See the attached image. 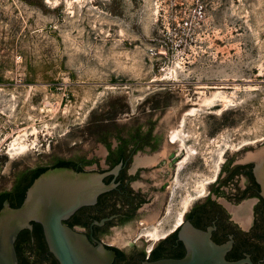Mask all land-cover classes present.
Masks as SVG:
<instances>
[{"label": "rangeland", "instance_id": "1", "mask_svg": "<svg viewBox=\"0 0 264 264\" xmlns=\"http://www.w3.org/2000/svg\"><path fill=\"white\" fill-rule=\"evenodd\" d=\"M217 91L233 102L189 112ZM177 128L189 155L170 139ZM0 130L8 145L24 132L30 142L25 154L0 153V192L41 163L102 160L143 137L156 142L135 152L141 157L184 149L170 213L157 224L166 233L183 205L224 181L228 162L264 150V0H0ZM162 202L141 218H156ZM150 227L111 226L108 243L125 246L137 230L150 237ZM46 253L32 245L22 256L51 264Z\"/></svg>", "mask_w": 264, "mask_h": 264}, {"label": "flooded vegetation", "instance_id": "2", "mask_svg": "<svg viewBox=\"0 0 264 264\" xmlns=\"http://www.w3.org/2000/svg\"><path fill=\"white\" fill-rule=\"evenodd\" d=\"M155 142V138L143 137L135 139L129 149L123 146L117 150L107 149L102 160L95 157L53 159L24 170L9 190L0 192V209L5 202L12 208L20 206L29 187L47 170L58 168L97 174L100 183L109 188L97 193L91 202L79 206L62 223L80 233L92 245L101 244L110 264H146L162 259H181L187 254V248L180 239V232L186 227L203 232L210 229V239L215 244H229L224 254L227 261L248 259L251 264H264V198L250 160L232 165L228 162L222 176L224 181L215 182V188L208 191L203 202H192L184 210L181 222L164 235L154 239L145 234L138 235L137 230L125 246L108 243L107 233L111 226L134 221L141 230L152 222L162 221L167 212L170 186L176 172L177 175L179 173L177 165L184 156V149L178 152L174 145L171 150L167 149L166 155L141 157L142 152L136 154L144 145L151 148ZM167 143L173 144L168 137ZM155 156H158L155 162L146 159ZM145 169L151 170V176L142 174ZM49 181L44 180L46 184ZM223 182H230L227 191L221 185ZM155 191L163 193L159 195L163 197L161 209L156 218L151 215L153 219L144 220L141 218L143 214L155 210L153 204L159 197L153 199ZM217 196H224V199L217 200ZM29 223L31 227L21 229L15 240L18 264H32L22 256L23 249L32 245L44 247L51 264H58L48 251L42 224L36 220ZM168 223L163 224V229L169 227Z\"/></svg>", "mask_w": 264, "mask_h": 264}, {"label": "water", "instance_id": "3", "mask_svg": "<svg viewBox=\"0 0 264 264\" xmlns=\"http://www.w3.org/2000/svg\"><path fill=\"white\" fill-rule=\"evenodd\" d=\"M251 157L253 172L264 198V150ZM45 179H50L49 183L46 184ZM107 188L109 186L100 183L97 174L58 168L45 171L29 187L20 206L12 208L5 202L0 209V264H18L15 240L21 229L31 227V220L42 224L48 251L58 264H110L101 244L92 245L80 233L62 223L70 213L91 202L97 193ZM180 239L187 248L183 258L146 264H251L248 259L227 261L224 254L229 244H215L210 239V229L203 232L186 227L181 230Z\"/></svg>", "mask_w": 264, "mask_h": 264}, {"label": "bare ground", "instance_id": "4", "mask_svg": "<svg viewBox=\"0 0 264 264\" xmlns=\"http://www.w3.org/2000/svg\"><path fill=\"white\" fill-rule=\"evenodd\" d=\"M177 66H178L177 63L174 62L168 67L167 74H169V77H176L177 76V74H176ZM231 102H233V94L228 95V94L223 93L222 91H217V92L211 93L210 95H206V94L202 95L200 97V99L198 100V107L192 108L191 110H189V112L192 113V112L197 111L198 109H207V108H210V107H212L218 103H220L221 105H228ZM33 132L36 135V129L35 128H33ZM182 135H183V131L181 130V128H177L170 133V139L173 142L180 141L181 145L183 146L184 144L182 142L183 141ZM29 144H30V142H28V139L26 138V133L25 132L19 133L17 136H15L10 141L8 148H7V153L9 154L10 158H13L15 155L25 154L29 148ZM184 148L186 149V155H189L191 153V150H192L191 147L186 148V145H184ZM184 161H185V158L182 159L177 165V169L179 170V172H180V169L183 168ZM178 175H179V173H178ZM176 181H177V183H179V177L178 176L176 177ZM204 187H205L204 184H202L203 189H204ZM185 209H186V206L183 205L182 210L179 211V213L177 215L174 226L178 225L181 222L182 214H183ZM169 213H170V209L167 208L166 216ZM151 224H152V228L150 227V230L149 229L147 230L148 234L151 238L155 239L160 234L165 233V232H163L164 230L162 231V227L160 225H157L158 223L156 224L153 222Z\"/></svg>", "mask_w": 264, "mask_h": 264}, {"label": "built area", "instance_id": "5", "mask_svg": "<svg viewBox=\"0 0 264 264\" xmlns=\"http://www.w3.org/2000/svg\"><path fill=\"white\" fill-rule=\"evenodd\" d=\"M8 148V138L6 135L2 134V131L0 130V153L2 151H5L7 153Z\"/></svg>", "mask_w": 264, "mask_h": 264}]
</instances>
